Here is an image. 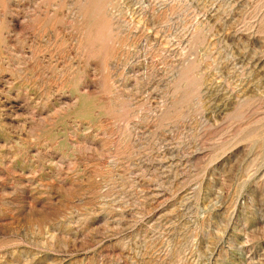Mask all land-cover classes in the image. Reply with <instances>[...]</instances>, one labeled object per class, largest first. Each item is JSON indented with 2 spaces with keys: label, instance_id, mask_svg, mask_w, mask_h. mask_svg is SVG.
<instances>
[{
  "label": "rangeland",
  "instance_id": "obj_1",
  "mask_svg": "<svg viewBox=\"0 0 264 264\" xmlns=\"http://www.w3.org/2000/svg\"><path fill=\"white\" fill-rule=\"evenodd\" d=\"M0 264H264V0H0Z\"/></svg>",
  "mask_w": 264,
  "mask_h": 264
}]
</instances>
